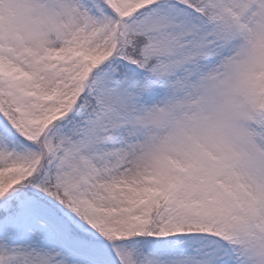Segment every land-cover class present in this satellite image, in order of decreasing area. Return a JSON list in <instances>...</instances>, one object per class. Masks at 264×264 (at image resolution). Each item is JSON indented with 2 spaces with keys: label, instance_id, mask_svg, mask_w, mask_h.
<instances>
[{
  "label": "snow or ice",
  "instance_id": "snow-or-ice-1",
  "mask_svg": "<svg viewBox=\"0 0 264 264\" xmlns=\"http://www.w3.org/2000/svg\"><path fill=\"white\" fill-rule=\"evenodd\" d=\"M250 50L264 0H0V264H264Z\"/></svg>",
  "mask_w": 264,
  "mask_h": 264
},
{
  "label": "clouds",
  "instance_id": "clouds-1",
  "mask_svg": "<svg viewBox=\"0 0 264 264\" xmlns=\"http://www.w3.org/2000/svg\"><path fill=\"white\" fill-rule=\"evenodd\" d=\"M247 61L256 62L258 71L252 72L251 64L244 63L232 68L223 80L211 85L210 101L213 113L219 115L226 122L231 120L234 107L241 101L242 91L254 85L259 72H264V64L258 63V54L255 51L248 52ZM166 136L167 134H165ZM146 162L150 163L151 160L148 159Z\"/></svg>",
  "mask_w": 264,
  "mask_h": 264
}]
</instances>
